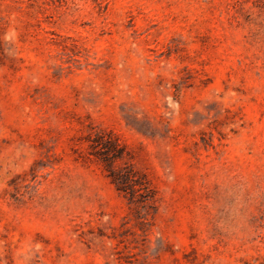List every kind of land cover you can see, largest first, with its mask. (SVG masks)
I'll list each match as a JSON object with an SVG mask.
<instances>
[{
  "label": "rangeland",
  "instance_id": "374dc122",
  "mask_svg": "<svg viewBox=\"0 0 264 264\" xmlns=\"http://www.w3.org/2000/svg\"><path fill=\"white\" fill-rule=\"evenodd\" d=\"M0 264H264V0H0Z\"/></svg>",
  "mask_w": 264,
  "mask_h": 264
}]
</instances>
